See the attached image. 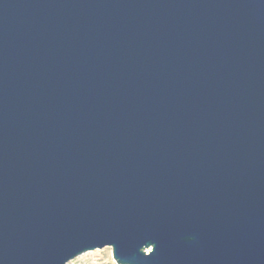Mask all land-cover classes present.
Returning a JSON list of instances; mask_svg holds the SVG:
<instances>
[{
    "label": "water",
    "instance_id": "1",
    "mask_svg": "<svg viewBox=\"0 0 264 264\" xmlns=\"http://www.w3.org/2000/svg\"><path fill=\"white\" fill-rule=\"evenodd\" d=\"M264 264V0H0V264Z\"/></svg>",
    "mask_w": 264,
    "mask_h": 264
},
{
    "label": "rangeland",
    "instance_id": "2",
    "mask_svg": "<svg viewBox=\"0 0 264 264\" xmlns=\"http://www.w3.org/2000/svg\"><path fill=\"white\" fill-rule=\"evenodd\" d=\"M68 264H115L111 248L105 247L73 258Z\"/></svg>",
    "mask_w": 264,
    "mask_h": 264
}]
</instances>
